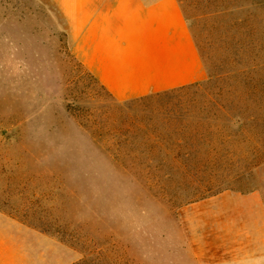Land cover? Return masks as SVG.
I'll return each mask as SVG.
<instances>
[{
    "label": "rangeland",
    "instance_id": "rangeland-1",
    "mask_svg": "<svg viewBox=\"0 0 264 264\" xmlns=\"http://www.w3.org/2000/svg\"><path fill=\"white\" fill-rule=\"evenodd\" d=\"M178 1L205 78L236 69L238 94L245 81L264 99V0ZM66 29L50 0H0V227L41 226L58 242L61 229L75 234L70 242L87 234L107 244L106 264H220L233 256L237 247L218 225L190 207L201 200L197 189L264 194L259 128L230 163L201 176L159 155L148 163L150 143L121 134L127 106L138 104L111 98L80 66ZM79 257L60 242L65 264Z\"/></svg>",
    "mask_w": 264,
    "mask_h": 264
},
{
    "label": "crops",
    "instance_id": "crops-1",
    "mask_svg": "<svg viewBox=\"0 0 264 264\" xmlns=\"http://www.w3.org/2000/svg\"><path fill=\"white\" fill-rule=\"evenodd\" d=\"M50 1L66 22L71 53L117 101L205 78L178 0ZM190 208L200 209L206 225H218L226 244L237 247L220 264H264L262 191L224 190ZM66 262L60 242L48 234L28 225L0 227V264Z\"/></svg>",
    "mask_w": 264,
    "mask_h": 264
},
{
    "label": "trees",
    "instance_id": "trees-1",
    "mask_svg": "<svg viewBox=\"0 0 264 264\" xmlns=\"http://www.w3.org/2000/svg\"><path fill=\"white\" fill-rule=\"evenodd\" d=\"M247 68L253 69L251 66ZM237 73L238 70L231 69L227 73L208 74L202 81L129 99L138 107L127 106L122 136L138 135L150 143V148L145 151L146 156L150 155L148 163L155 159V155H159V160L168 158L174 160L173 163L184 162L187 165L185 169H188L184 172L186 175L193 172L201 176L209 167L230 163L236 146H247L255 141L254 127L263 134L258 144L264 143V99L253 98L249 93L250 84L245 81L242 86L246 92L241 97L238 94L240 82L235 80ZM225 75L232 81H224ZM193 88L199 94L190 97L189 90ZM152 148L155 149L153 153ZM130 152L125 155H130ZM262 162L263 155L259 156L256 165ZM164 174L169 175V171H164ZM209 190L197 189L195 200L222 191ZM32 227L53 235L41 226ZM64 232L60 230V242L80 253V257L69 264H106L107 244L95 241L87 234H79L76 237L78 241L70 242L66 236L75 234L65 235ZM80 238L84 239L81 241Z\"/></svg>",
    "mask_w": 264,
    "mask_h": 264
}]
</instances>
